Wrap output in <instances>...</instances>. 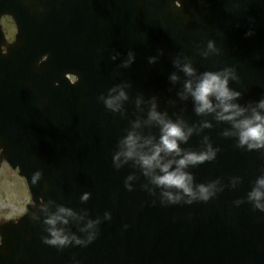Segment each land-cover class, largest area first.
<instances>
[{
	"label": "water",
	"instance_id": "95a60500",
	"mask_svg": "<svg viewBox=\"0 0 264 264\" xmlns=\"http://www.w3.org/2000/svg\"><path fill=\"white\" fill-rule=\"evenodd\" d=\"M75 2L35 0L29 43L6 45V54L0 30V162L18 169L31 194L23 216L0 223V264H264V211L248 200L264 175V149L238 147L236 135H223L235 131L231 122L197 115L192 97L179 95L185 81L195 86L204 72L231 68L229 87L241 93L235 102L246 115L264 99V0ZM15 10L0 0V16ZM188 63L192 76L183 71ZM118 86L127 99L112 111L101 96L117 95ZM153 98L157 111L199 129L183 150L206 149L205 137L219 149L186 169L194 187L216 182L207 201L182 195L169 203L163 193L177 190L152 183L135 160L115 167L134 122L141 137L159 141L160 126L148 120ZM204 121L212 126L201 128ZM60 207L73 215L56 227L81 240L93 234L90 243H44L45 221Z\"/></svg>",
	"mask_w": 264,
	"mask_h": 264
},
{
	"label": "clouds",
	"instance_id": "9594fccd",
	"mask_svg": "<svg viewBox=\"0 0 264 264\" xmlns=\"http://www.w3.org/2000/svg\"><path fill=\"white\" fill-rule=\"evenodd\" d=\"M247 35H252V32L249 31ZM208 48L214 49L213 42L209 41ZM133 60L134 55L129 52L128 60L124 62V66H129ZM154 60L155 57L150 58V62ZM183 71L188 76H192L195 70L188 63L183 65ZM230 77L235 79L234 71L231 68H225L217 72H204L195 86H193L191 80L185 81L184 92L179 93V95L181 98H187V95L192 97L197 115L215 113V119L218 121L231 122L235 131L225 129L223 135H236L238 137V147H246L249 151L264 149V99L259 100L256 106L251 108V113L246 115L249 109L235 102L241 93L229 87ZM170 79L175 82L177 76L173 73ZM118 87L119 92L117 95H110L107 98L101 96L105 106L112 111H119L121 101L127 99L123 86ZM110 91L116 92L117 90L114 88ZM140 102L138 99L137 104L139 105ZM148 120L160 126L159 141L153 143L152 138L141 137L135 131V128L140 126L139 121L134 122L133 130L120 141V150L113 157L115 167L119 168L122 163L128 160H135L144 170L145 175L151 176L152 183L165 189L177 190L176 192L165 191L163 193L169 203L178 202L182 195L189 198L188 203L195 199L207 201L214 195L216 182L199 184L194 187L193 176L186 169L190 165L195 166L214 160L219 149L213 148L211 143H207L208 138L205 137L206 149L201 151L183 150L180 144L187 142L193 131H199V129L188 126L186 122L180 119L174 121L168 118L166 113L157 111L155 98L152 101ZM211 126L210 121H204L200 127L209 128ZM162 153L166 155L175 154L179 159L165 161L161 155ZM173 163L176 165L175 168L172 167ZM156 169H159L160 174H154ZM38 177L39 173H36L33 179L35 180ZM132 178L129 176L128 180ZM126 186L131 189V184L126 183ZM84 198L87 199V194ZM248 200L253 203L255 209L264 211V175L257 177L254 187L248 194ZM71 215L73 213L70 209L60 207L57 213L47 218L45 222L51 227L48 228L50 235L44 237V243L63 248L73 241L78 245H86L95 238L93 234H90L87 240H81L74 235H67L63 229L56 227L58 221L67 223L66 216ZM94 223L96 222L89 221L87 227H93Z\"/></svg>",
	"mask_w": 264,
	"mask_h": 264
},
{
	"label": "rangeland",
	"instance_id": "374dc122",
	"mask_svg": "<svg viewBox=\"0 0 264 264\" xmlns=\"http://www.w3.org/2000/svg\"><path fill=\"white\" fill-rule=\"evenodd\" d=\"M30 197L22 179L6 164L0 166V221L19 217Z\"/></svg>",
	"mask_w": 264,
	"mask_h": 264
},
{
	"label": "flooded vegetation",
	"instance_id": "af4514ba",
	"mask_svg": "<svg viewBox=\"0 0 264 264\" xmlns=\"http://www.w3.org/2000/svg\"><path fill=\"white\" fill-rule=\"evenodd\" d=\"M28 5L30 6L29 0H28ZM6 24L10 28V32L7 35V40L11 41L14 38V35H15V32H16V28H15V25L10 20H7Z\"/></svg>",
	"mask_w": 264,
	"mask_h": 264
}]
</instances>
